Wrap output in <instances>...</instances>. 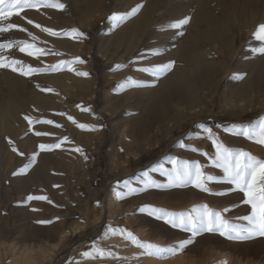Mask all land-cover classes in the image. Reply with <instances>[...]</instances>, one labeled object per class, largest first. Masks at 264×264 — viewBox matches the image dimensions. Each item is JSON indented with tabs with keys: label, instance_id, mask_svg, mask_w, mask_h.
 Returning <instances> with one entry per match:
<instances>
[{
	"label": "rangeland",
	"instance_id": "374dc122",
	"mask_svg": "<svg viewBox=\"0 0 264 264\" xmlns=\"http://www.w3.org/2000/svg\"><path fill=\"white\" fill-rule=\"evenodd\" d=\"M61 2L66 4L63 11L28 9L22 16L57 31L78 29L84 33L83 37H52L27 24L22 17L19 19L22 26L38 38L32 41L26 33L25 38L30 43L62 55L21 57L14 55L19 47L0 49V54L41 69L79 57L84 62L75 63L72 68L87 71V78L95 87L92 96L83 93L79 85L67 92H63L67 85L48 87L52 91H41L42 87H38L48 105H39L24 97L23 107L16 115H0V264H264V236L235 240L218 233L202 232L192 237L190 232L138 211L142 205L169 212H187L193 207L207 205L214 211H221L224 219L246 225V221L238 218L249 214L250 207L241 202V193L232 191V186L219 179L222 171L211 163L215 148L204 129L211 128L226 147L243 149L264 160V145L232 134L241 126L256 125L264 119V89L255 88L237 98L233 86L236 80L229 82L223 78L215 90L225 67L231 64L228 60L223 66V56L215 59L220 65L219 75L205 84L197 82L194 66L178 55L160 60L172 51L175 41H184V34L163 37V43L157 42L160 38L144 35L136 40L137 43L123 40L124 45H130L127 52L122 47L118 51L112 49L109 44L115 37L112 35L139 16L140 11L132 14L137 0H98L106 10L96 16L84 12L83 2ZM126 6L132 8L123 11ZM115 15L123 19L114 21ZM227 20L236 27V18ZM234 28L230 40L238 49L247 40L248 33ZM4 39L0 34V43H6ZM156 48L159 55H153ZM201 51L204 52L203 48L194 52L199 56ZM42 58L52 64L40 63ZM169 62H174V66L159 77L140 71ZM127 69L132 75H123ZM47 72L61 77L65 83L69 82L67 74L79 79L84 77L67 68L33 75ZM169 74L178 77L186 93L180 98H168L163 112L149 119L144 109L149 103L147 94L153 89L158 91L161 76ZM130 76L142 86L121 88V83ZM190 82L193 83L191 89L188 88ZM36 84L37 81L26 80L27 87H36ZM11 102L17 104L18 101L11 98ZM82 108L90 111H82ZM25 116L53 120L54 124L29 126ZM68 116L77 123L95 126V130L79 128ZM9 123L14 127L11 132L5 127ZM36 132L51 135L37 136ZM56 143L61 146L48 150L39 148L40 144ZM76 148L82 151H74ZM34 153H37L36 158L29 163ZM172 158L199 161L207 174L218 177L208 184L211 193L217 194L188 185L148 188L123 198L116 195L128 192L124 181L136 188L143 187L146 179L166 184V177L154 169L161 164L171 168L168 161ZM25 165L28 167L23 174L13 175ZM29 196L48 199L29 200ZM225 208L230 211L224 212ZM109 228L126 229L141 242L165 249L183 240L191 239L192 243L175 254L149 255L119 232L106 234ZM94 245L115 255L84 257L83 253L91 251Z\"/></svg>",
	"mask_w": 264,
	"mask_h": 264
},
{
	"label": "bare ground",
	"instance_id": "6f19581e",
	"mask_svg": "<svg viewBox=\"0 0 264 264\" xmlns=\"http://www.w3.org/2000/svg\"><path fill=\"white\" fill-rule=\"evenodd\" d=\"M74 1L83 2L85 6L84 12L89 13L88 15L91 16L100 15L106 10L103 6H100L98 0ZM137 1V5H143V7L138 10L140 11V14H137L139 16L133 18L127 25H123L119 27V29L117 27L118 30L114 33L115 35H112L115 37H113V40L110 39L109 43L112 49L117 50L122 47L127 52L129 51L128 48L130 45H124L123 40L131 39L132 41H136L144 35H149L154 38L156 37V39L160 38L161 40L157 42L163 43V37L168 38V36L184 34L186 37L184 41H175V44L172 46V51L166 54L165 57L161 56L160 60H164L168 55H178L183 58L184 61H187L194 66V73L197 82L205 84L209 81H213L219 75L220 65L215 59L223 56V59L225 60L223 66L228 60H231V64L230 66L225 67L224 75L216 84L215 90H217L223 78H227L229 82L236 80L233 86L236 87L235 94L237 98L246 95L250 90L255 88L260 90L264 89V54L258 51V49L264 47V41L258 40L255 35V32L258 31L259 25L264 23V0ZM212 5L215 6L218 14L211 8ZM131 8V6H126L123 11H128ZM185 17H190V21L183 27L179 29L168 27L170 23H174ZM231 17L236 18L237 25L235 28L238 31H245L248 33L247 40L242 42L238 49H235V45L230 40V32L234 27L227 19ZM157 18H159V22H156ZM8 22L22 26L20 23L21 20L17 16L11 17ZM2 35L5 38V42H8L9 40H27L25 38L26 33L19 32L18 30H13L12 32L4 33ZM50 39L55 41V38ZM202 48L204 52L202 53L201 51L202 54L199 56L196 55V52L194 51ZM14 55L21 57L27 56L19 50L18 53H14ZM48 59L51 61L52 58L50 57ZM40 63L45 64L48 62L44 58ZM51 64V62L48 63V65ZM127 73L131 72L127 69L123 72V75ZM66 76L69 78V82L65 83V81L61 80V77H57L55 74H50L49 72L38 75L23 76L12 71L3 72L0 69V115H16L21 107H23L21 101L24 97H28L39 105H48L47 100L44 98V93L38 91L37 86L27 87L26 80L37 81L36 85L46 89H48V87L67 85V89H63V92H67L68 90L71 91L75 89V86L79 85V88L83 93L90 96L93 95V89L95 86L87 77L79 79L72 74H67ZM162 76L159 84L160 89L158 91L153 89L147 94L149 103L147 105L145 104L146 106H144V109L147 112L149 119H152L159 113L163 112L165 102L168 98H180L186 93L185 88L181 85L177 76L170 74ZM226 84H228V82ZM192 87L193 83H188V88L191 89ZM11 98L16 99L18 101L17 104H13ZM18 104H20V106H17ZM5 127L10 132L14 130L13 125L10 123L6 124ZM126 139L129 140V138Z\"/></svg>",
	"mask_w": 264,
	"mask_h": 264
},
{
	"label": "snow or ice",
	"instance_id": "6c2138e0",
	"mask_svg": "<svg viewBox=\"0 0 264 264\" xmlns=\"http://www.w3.org/2000/svg\"><path fill=\"white\" fill-rule=\"evenodd\" d=\"M143 5H137V8L132 10V14H135L139 8ZM42 8H52L63 11L66 8V4L61 2V0H0V34L9 33L13 30H18L22 33H27L31 37L32 41H36L38 38L29 32L27 28L22 27L18 24L8 22L11 17L17 16L22 17L27 21V24L33 25L35 28L40 29L42 32L47 33L52 37H71L72 39H79L83 37L84 33L80 32L78 29H71L69 31H57L52 28L43 27L38 23H35L32 19L27 18V16H22L28 9H35L40 11ZM114 21H119L123 19L122 16L115 15L112 17ZM190 17H185L179 19L174 23L168 25L169 28L179 29L184 25L188 24ZM256 38L260 41H264V23H261L258 27V31L255 32ZM13 47H19L21 53H25L29 57L39 58L40 55L47 54H57L54 53L52 49H46L37 47L35 44L30 43L28 40H9L6 43H0V49H10ZM262 54H264V47L258 49ZM153 55H159V50H155ZM79 57L73 60H61L57 64L45 68H34L31 65H27L24 61L11 58L0 54V69H9L15 73L23 76H31L35 73L46 72V71H59L67 68L69 71H74L78 76L87 77L89 73L87 71H78L72 68L75 63H83ZM174 66V62H169L167 64H157L153 67H145L140 69L141 72L151 73L153 76L159 77V75L168 72ZM119 67V66H118ZM140 87L142 86L138 81L127 78L121 83L120 87ZM37 87H40L37 85ZM41 91H52L51 89L41 88ZM79 107V106H78ZM82 111H90V109H81ZM63 115V114H62ZM68 119L73 123H77L73 117L68 116ZM25 120L28 121L29 126L34 123H45L54 124L53 120H34L31 117L25 116ZM77 126L81 129L95 130V126L77 123ZM59 127V125H57ZM204 131L207 134V138L211 141L213 147L215 148V155L211 158V163L216 169L222 171V176L219 177L220 180L226 182L231 187L232 191L239 192L242 194V203L250 207V213L239 217V220L246 221L245 224L232 223L224 219L221 211H214L210 209L207 205H201L198 207H193L187 212H169L163 208H157L152 205H142L139 207L138 211L140 213L147 214L158 220L169 224L173 228H179L184 231L190 232L192 237H195L202 232L207 233H218L228 239L235 240H246L251 239L255 236H264V160L253 156L250 152L243 149H232L226 147L216 136L211 128H205ZM37 136L41 135H51V133L36 132ZM233 135L243 136L249 140H254L255 142L264 145V119H261L256 125H245L241 126L239 130L233 131ZM67 141V137L63 138ZM63 142V141H62ZM61 142V143H62ZM11 143V141H10ZM60 143L56 144H40L39 148L41 150H48L52 148H59ZM188 147L187 145H183ZM192 151H198L195 148ZM13 151H17L13 148ZM74 151H82L79 148L74 149ZM23 155V153H19ZM37 153H34L31 161H34ZM202 155H207V153H202ZM171 164V168H165L163 164L159 166L158 169L154 171H159L160 174L167 179L166 184L159 183L155 180H145L143 187L136 188L131 187L128 181H124L125 188L128 192H117L116 195L123 198L126 195L135 194L138 191H145L148 188H162L168 186H188L191 185L201 191L211 193V189L208 187L210 182L218 180V177L207 174L204 171V166L199 161H188V160H177L172 158L168 161ZM28 165H25L17 173L13 175L23 174L27 169ZM223 194V193H218ZM29 200H47L46 196H29ZM51 203V201H49ZM35 210V209H34ZM224 212L230 211V209L225 208ZM39 223H51V221H39ZM106 234L109 232L116 233L119 232L124 236L125 239L131 241L137 247L144 249L146 254H163L164 252H169L175 254L178 250L185 248L188 244L192 243L191 239L180 241L178 245L161 248L157 245L150 243L141 242L133 233L127 231L126 229H114L109 228L105 230ZM115 254L111 251H105L93 246L91 251H85L83 253L84 257L95 256L100 257H112Z\"/></svg>",
	"mask_w": 264,
	"mask_h": 264
}]
</instances>
